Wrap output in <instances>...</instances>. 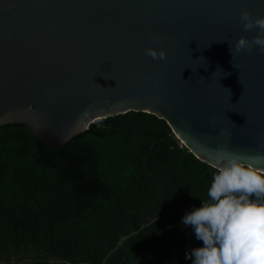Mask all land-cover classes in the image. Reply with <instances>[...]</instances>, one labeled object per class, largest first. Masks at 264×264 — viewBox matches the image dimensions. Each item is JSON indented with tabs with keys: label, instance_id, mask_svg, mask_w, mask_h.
<instances>
[{
	"label": "water",
	"instance_id": "water-1",
	"mask_svg": "<svg viewBox=\"0 0 264 264\" xmlns=\"http://www.w3.org/2000/svg\"><path fill=\"white\" fill-rule=\"evenodd\" d=\"M243 11L264 16V0H0V124L58 147L100 117L147 111L213 167L226 150L264 170L247 159L264 152V54L229 51L258 34Z\"/></svg>",
	"mask_w": 264,
	"mask_h": 264
},
{
	"label": "trees",
	"instance_id": "trees-1",
	"mask_svg": "<svg viewBox=\"0 0 264 264\" xmlns=\"http://www.w3.org/2000/svg\"><path fill=\"white\" fill-rule=\"evenodd\" d=\"M216 170L147 111L100 117L58 147L0 124V264H192L203 242L182 218Z\"/></svg>",
	"mask_w": 264,
	"mask_h": 264
},
{
	"label": "clouds",
	"instance_id": "clouds-1",
	"mask_svg": "<svg viewBox=\"0 0 264 264\" xmlns=\"http://www.w3.org/2000/svg\"><path fill=\"white\" fill-rule=\"evenodd\" d=\"M240 21L245 31L255 28L258 34L250 40L241 36L234 45L228 44L231 55L233 48L251 54L254 47L264 54V16L243 11ZM153 43H160L159 36ZM144 54L154 60L167 58L163 49L154 47L145 48ZM220 156L224 162L208 190L209 200L182 218L203 242L185 258L191 257L192 264H264V170L245 163L242 154L221 150ZM247 159L259 164L264 161V152Z\"/></svg>",
	"mask_w": 264,
	"mask_h": 264
},
{
	"label": "rangeland",
	"instance_id": "rangeland-1",
	"mask_svg": "<svg viewBox=\"0 0 264 264\" xmlns=\"http://www.w3.org/2000/svg\"><path fill=\"white\" fill-rule=\"evenodd\" d=\"M192 202H187V203H182V204H179L177 207H176V209H175V211L177 212V213H182V212H184L185 210H187V209H189L190 207H192ZM14 261V259H11V262H13ZM23 262V261H22Z\"/></svg>",
	"mask_w": 264,
	"mask_h": 264
}]
</instances>
